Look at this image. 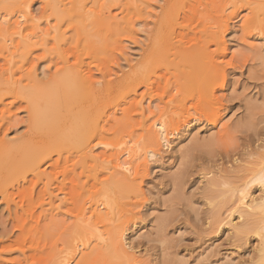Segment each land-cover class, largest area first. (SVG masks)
I'll return each mask as SVG.
<instances>
[{
    "label": "rangeland",
    "instance_id": "1",
    "mask_svg": "<svg viewBox=\"0 0 264 264\" xmlns=\"http://www.w3.org/2000/svg\"><path fill=\"white\" fill-rule=\"evenodd\" d=\"M166 1L142 0L141 15H130L132 30L101 42L96 55L85 49L79 53L75 43H55L53 32L45 36L55 21L46 17L43 0L28 1L30 18L41 29L36 33L48 45L28 53L14 79L27 84L21 76L31 70L38 81L47 82L65 63L57 54L62 50L68 64L81 65L107 93L99 87L100 124L83 144L64 139L52 147L47 134L39 133L35 140L46 146L38 173L25 172L0 184V264H264V230L239 234L234 228H264V213L244 206L251 214L238 218L229 204L231 191L264 165V0L177 5L182 27L167 30L166 38L195 42L202 28L219 31L224 26V47L210 41L196 60L198 91H191L185 77L182 82L177 67L174 72L159 62L143 64ZM110 14L119 20L126 12L115 7ZM1 16L3 25L16 22L23 33L30 32L20 15ZM61 31L72 37L67 25ZM139 66L147 69L146 80L118 87ZM5 67L0 56V73ZM28 111L22 98L0 101V140L17 142L32 134ZM159 123L169 144L147 139V129ZM73 128L67 122L61 126L68 135ZM82 147L93 159L85 167ZM116 162L131 166L133 187L110 197L112 215L99 222L107 212L102 194ZM249 194L264 198L258 184ZM83 221L97 223L93 227L100 232L124 229L122 250L110 251L95 239L83 247Z\"/></svg>",
    "mask_w": 264,
    "mask_h": 264
},
{
    "label": "bare ground",
    "instance_id": "2",
    "mask_svg": "<svg viewBox=\"0 0 264 264\" xmlns=\"http://www.w3.org/2000/svg\"><path fill=\"white\" fill-rule=\"evenodd\" d=\"M28 1L0 0V18L2 17L1 13L6 17L17 14L24 18L26 23L30 24V32L25 34L16 22L6 21L5 25L0 23V56H2L6 64L5 69L0 73V101L7 96L26 100L29 108L30 131L32 132V134H29L30 136L21 141L9 143L6 140H0V184H4V186L7 185L6 183L9 180L25 172L38 173V164L42 159V152L46 146L45 143L36 141L39 133L47 134L52 147H56L64 139L83 144L86 141L87 133L90 130L98 129L101 119V113L97 110L99 106L97 103L100 100L99 98H101L100 94L103 95L99 89L100 86L91 81L90 76L83 71L81 65L68 64L62 50H59L57 54L65 63L47 82L38 81L31 70H27L25 76L23 75L24 73H21L23 75L21 77H25L27 84L25 81L23 83L21 78L17 80L25 85L18 82L16 78L14 79L15 72L23 71V66L27 63L28 53L39 46L47 47L48 45V40L36 33L37 30L40 31L41 29L30 18ZM43 1L46 17L55 21V25L51 27L52 30H47L45 36L49 37L50 32H53L54 37L52 38L55 43H63V45L75 43L79 53L84 52L85 49V52L89 55L98 53L101 49L99 45L101 42L107 43L108 39H114L125 32L131 31L133 23L130 15L140 16L142 13L140 7L142 0ZM187 2L188 0H167L165 2L157 18L158 22L152 29L151 34L149 33L150 46L143 55V64L159 62V64L162 63V66L172 67L171 69L173 67L180 69L181 67L180 71L177 68H175V71H177L176 73L180 72L178 75H184L182 82L185 79L186 81L188 80V82L192 83L190 87L192 88L193 86L191 91H198L202 89V84L200 76L195 75L200 69L196 65V60L207 49L206 45L210 41H214L220 48L224 47V26L220 25L219 31H210L208 27L202 28L201 38L195 42H184L179 38H176V40H174L175 38H166L165 33L167 30L182 27V23L179 22L177 5L180 4L184 7ZM115 7L122 9L123 12H126V15L121 19L119 18V20L116 17H112L110 10ZM197 11L196 9L193 14L195 19ZM64 25H67L68 29L73 33L69 39L61 31ZM263 25H260V27ZM14 35L18 36L17 40H14ZM34 38L36 40L33 41ZM9 43L12 44V49H10L11 47L9 48ZM191 43L192 46H189ZM141 68L140 66L132 68L122 78L121 82L119 81L118 87L122 84L130 85L141 79L146 80L147 69L142 68L145 70L142 71ZM106 85L111 89V84L109 85L108 83ZM104 87L106 86L100 88L104 89ZM102 91L104 92L106 89ZM105 93L107 92H104V95ZM66 122L74 127L69 135L64 134V131L61 130L62 124ZM162 126L159 123L155 125V130L147 129L146 136L150 142L159 144L160 140H164L166 144L168 143L166 132ZM79 152L80 163L83 167L87 165V160L93 161L89 150L85 147H82ZM150 155L151 157L154 156V154ZM124 165L116 162L112 166L113 172L110 173L109 180L106 182L105 192L102 194L105 201L108 200L105 204L107 212L105 216L100 217L99 222L106 221L107 216L112 215L113 201L111 202L110 197L116 192L130 191L133 187L134 181L132 179H135L134 175L136 174L135 172L134 174L132 173L133 175L130 174L131 166L125 168L126 165ZM122 169L127 170L128 173H123ZM254 184L259 185L264 196V165L251 179L245 180L240 186L231 191V196L229 197V204L232 203L231 214H238V218L251 214L246 212L243 208L244 206L252 211L257 210L260 213H264V201H262L264 198L257 200L249 194V190ZM83 223L81 228V237L85 239L81 243L83 247L89 245L90 239H95L101 247H110V251H112L111 249L122 250L124 229H120L117 226L108 232H100L93 227V224L97 225V223L89 224V222L85 221ZM220 223L221 221L218 222V226ZM234 228L239 234L246 232L260 234L264 230V228L258 227L245 228L242 225H234ZM55 264L66 263L56 262Z\"/></svg>",
    "mask_w": 264,
    "mask_h": 264
}]
</instances>
